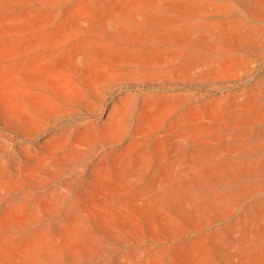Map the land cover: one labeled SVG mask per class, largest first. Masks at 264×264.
<instances>
[{"label":"rangeland","instance_id":"374dc122","mask_svg":"<svg viewBox=\"0 0 264 264\" xmlns=\"http://www.w3.org/2000/svg\"><path fill=\"white\" fill-rule=\"evenodd\" d=\"M0 264H264V0H0Z\"/></svg>","mask_w":264,"mask_h":264}]
</instances>
